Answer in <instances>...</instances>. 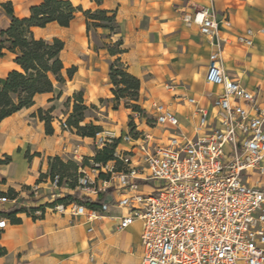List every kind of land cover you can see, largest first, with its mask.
Returning <instances> with one entry per match:
<instances>
[{"label":"built area","instance_id":"obj_1","mask_svg":"<svg viewBox=\"0 0 264 264\" xmlns=\"http://www.w3.org/2000/svg\"><path fill=\"white\" fill-rule=\"evenodd\" d=\"M182 22L197 26L215 47L201 90L183 91L171 79L165 89L175 108L150 100L133 112L126 130L102 127L90 144L94 152L111 147L106 161L63 147L78 168L75 190L91 205L56 197L61 176L54 172L43 186L0 194V229L8 221L3 209L13 207L37 219L47 210L83 217L90 232L109 216L117 229L139 225L140 264H264V97L223 66L227 38L220 34L230 27L227 18L198 6L184 12ZM256 33L264 28L247 27L235 41L249 48ZM59 126L70 128L66 121ZM46 196L44 203L26 202Z\"/></svg>","mask_w":264,"mask_h":264},{"label":"crops","instance_id":"obj_2","mask_svg":"<svg viewBox=\"0 0 264 264\" xmlns=\"http://www.w3.org/2000/svg\"><path fill=\"white\" fill-rule=\"evenodd\" d=\"M10 1L13 15L19 18L27 17L30 14L31 5L38 4L41 0H0V30L6 29L10 24V16L6 13L3 3ZM74 6H81L83 10L94 9L96 6L92 0H70ZM115 0H103L101 6L112 9ZM161 3L171 0H159ZM184 2V3H183ZM175 8H183L192 11L198 6H210L216 12V18L221 20L227 18L230 27L221 29L220 36L227 38L221 51L223 66L229 73L240 74L242 85L257 89L258 83L264 86V33H256L253 46L245 48L235 41V34L242 32L245 28L251 27L254 30L264 28V0H176L173 2ZM164 6L159 7V13L167 12ZM132 11V10H128ZM81 15L77 11L75 18L69 26H59L55 22L48 23L45 27L33 26L32 31L36 37H43L44 31L50 25H57L60 29L56 34L67 35L69 32L83 31ZM162 24L168 26L173 19H167ZM78 20V23H75ZM176 23V21H175ZM178 23V22H177ZM182 25H184L182 23ZM179 32V44L176 49L169 45L163 47L171 58L172 64L166 65L167 72H175L188 75V80H201L199 87L189 90L197 93L203 85V76L206 70L208 56L214 46L198 32L197 26H185ZM223 27V26H222ZM194 31L204 43H199L190 32ZM167 38V37H166ZM1 39V36H0ZM133 49L122 44L126 49L123 53L110 55L105 52L88 49V54L82 58L74 55H66L63 60L64 71L66 64L74 66L71 78L65 80L64 86L53 94L43 92L34 95L33 103L23 107L0 121V160L10 156L8 163H0V194L12 191H19L22 186L30 184L44 185V180L56 170L51 169L54 157H59L66 163L67 170L60 174L59 195L56 197L65 199H76L80 194L75 190V176L78 168L63 155V147L72 150L77 147V152L84 157H91L95 154L89 136H82L76 132L73 126L65 130L59 126L60 121H66L72 113L73 104L76 101L71 97L73 92L82 91V103L95 112L97 116L89 117V120L81 121L80 124L92 122L95 125L107 128H115L117 124L109 123L114 113L119 109H113L111 101L107 104L100 103L101 98H110L112 83L109 80L110 63L119 57L120 61L132 59L126 63L127 70L136 77L142 74L146 68L152 67L156 58L167 59L165 54H159L144 43L145 33H140ZM65 51V45L61 55ZM4 54L0 61H6L7 65L0 72L5 75L11 69H18L19 66L13 61L14 54L3 49ZM178 57V59H174ZM79 60V62L77 61ZM156 69L155 67H152ZM190 75H193L191 78ZM153 82H144L141 89L153 100L170 103L175 108L170 94L164 96H152V90L159 86L152 85ZM193 87L197 86L192 83ZM260 92L263 98L264 93ZM69 98V101L67 99ZM140 100L142 94H140ZM51 115L53 131L46 133L45 123L38 117V110ZM107 113V114H106ZM104 114V115H103ZM106 114V115H105ZM100 115L106 116L108 121H103ZM56 123V124H55ZM106 125V126H105ZM140 128L150 129L156 132V128H148L143 124ZM124 131V130H122ZM75 166V167H74ZM264 183V177L262 178ZM46 191V190H44ZM55 198V197H54ZM48 196L38 201L26 202L31 204L44 203ZM25 200V199H24ZM3 213L12 215L17 221L10 217L6 226L0 229V264H129L131 260L140 264L141 247L139 241V225L134 223L126 229H117L116 222L112 217L102 216L93 223V231H88L90 224L86 223L83 217L72 218L69 215H61L47 210L41 218H33L28 215L27 208L13 207L6 208ZM80 220L79 222H76ZM102 238H97V228ZM136 229L134 242L125 239V235L132 229ZM91 235L95 236L91 239ZM136 247L134 250L133 246ZM122 248V249H114ZM2 250V251H1ZM93 255L94 260H90ZM126 257V258H125Z\"/></svg>","mask_w":264,"mask_h":264},{"label":"trees","instance_id":"obj_3","mask_svg":"<svg viewBox=\"0 0 264 264\" xmlns=\"http://www.w3.org/2000/svg\"><path fill=\"white\" fill-rule=\"evenodd\" d=\"M92 1L96 7L83 10L81 6H74L70 0H41L38 4L31 5L29 16L23 18L13 15L10 1L3 3L6 13L10 16V24L6 29L0 30V56L4 54L3 49L8 50L14 54L13 61L19 68L11 69L0 76V121L19 109L31 105L35 94L52 91L55 82L60 85L65 83L64 64L61 58L64 41L57 36L36 37L32 31L33 26L45 27L48 23L55 22L59 26L66 27L75 18L76 12L82 11L85 15L86 33L89 32L90 26L108 29L112 34L119 32L116 11L102 7L103 0ZM111 33L107 34V37ZM122 44L123 40L120 37L115 41V46L106 43L104 48L110 55H116L126 51ZM75 70L74 66L65 68L68 78L72 77ZM108 75L112 83L111 93L115 99L125 97L131 101L138 100L140 80L120 64L119 57L110 63ZM75 93L77 98L66 122L69 126H73L78 134L91 137L102 127L92 122L80 124L83 120L82 111L87 106L82 103L81 92ZM133 107L137 111L140 110L138 104H133ZM38 117L44 121L46 133H51L53 131L51 115L40 109ZM111 150V147L102 148L95 151L92 157L97 161H106L111 157ZM9 161L10 156L7 155L0 160V163ZM68 162L74 163L71 160ZM51 169L61 174L68 168L66 163L56 156L51 163ZM76 199L91 205L83 197H76ZM5 215L12 221H17L12 215L8 213Z\"/></svg>","mask_w":264,"mask_h":264},{"label":"rangeland","instance_id":"obj_4","mask_svg":"<svg viewBox=\"0 0 264 264\" xmlns=\"http://www.w3.org/2000/svg\"><path fill=\"white\" fill-rule=\"evenodd\" d=\"M176 0L167 1L161 3L159 0H115L114 6L112 9L116 11V20L119 23V32L116 34H112L108 29H104L101 27L90 26L89 32L83 29V31H74L69 32L67 35L56 34L55 31H59L60 29L57 25L53 24L48 26L44 31H42V35L45 38H51L53 36H57L61 38L65 43V51L61 55L63 60H65L66 55H74L75 57L82 58L84 55L88 54V49H92L93 51L105 52L104 44L108 43L111 46H115V41L118 38H122L123 45L128 47V49H133L137 42H141V39H138L140 33H145L144 43L146 46L150 47L153 50V47H158L156 51L159 54H165L167 59L164 58H156L155 61L152 62L153 66L156 69L149 67L142 71V74L139 75V80L141 86L144 87V82L151 81L152 85L159 86L152 90V96H164L169 92L165 89V84L170 83L171 79L177 83H180L184 86L183 91L186 90H195L197 89L201 83V80H188V75H184L181 73V70H176L175 72H167L165 70V66L172 64L169 62L168 58H171L172 54H169L163 47H167L169 45L172 49H176L179 44L178 36L179 32L183 29H186L184 25H182V16L184 12H188L183 8H175L173 6V2ZM184 3V2H183ZM164 6L167 9V12L164 11L159 13V7ZM132 10V11H128ZM167 19L172 20L170 25L165 26L163 23L164 20ZM81 15L82 25L84 24L85 28V15ZM176 21V23H175ZM178 22V23H177ZM75 23H78V20H75ZM111 35L107 37L109 34ZM190 34L199 42L204 43L203 40L199 38V36L191 31ZM167 37V38H166ZM174 59H178V57H174ZM79 62V60H77ZM114 61V60H113ZM132 59H125L124 62L120 61V64L125 67L127 70V66L125 65L128 62H131ZM7 65L6 61H0V72ZM71 67L66 64V68ZM128 71V70H127ZM130 72V71H128ZM131 73V72H130ZM132 74V73H131ZM65 79H68L66 71H64ZM191 78L193 75H190ZM236 76L240 78V74L238 73ZM192 83L197 84V86L193 87ZM63 85L54 83L53 94L58 93L60 89H62ZM139 89V98L137 101H131L128 98L120 97L119 99H115L114 96H110V98H101L99 100L100 103L107 104L108 101H111V105L113 109H119L118 112L114 113L111 117V121L109 123L117 124V127L111 128L116 131H122L129 128L131 125V120L133 118V112L137 111L134 109L133 104H138L140 109L142 106L146 105L151 98H148V95L144 92V90ZM256 88L264 93V86L262 87L260 83ZM81 92L82 91H78ZM140 94H142V99L140 100ZM77 93L73 92L71 97L76 99ZM93 106L86 107L83 111V120H89V117L97 116L94 111ZM140 111V110H139ZM107 114V113H106ZM105 114V115H106ZM104 115V114H103ZM100 118L103 121H108L106 116L100 115ZM56 124V123H55ZM83 124H86L83 122ZM81 124V125H83ZM106 126V125H105ZM107 128V127H106ZM3 210H6L3 209ZM5 215L6 213H1ZM77 220L76 222H79ZM96 233L98 235L97 238L101 239L102 235L99 233L101 229L97 226ZM136 229L132 228L124 237L126 240L130 242H134L136 238ZM95 236L91 235V239H94ZM134 250L136 247L132 245ZM116 250L122 248H114ZM129 264H135L133 260L130 261Z\"/></svg>","mask_w":264,"mask_h":264},{"label":"bare ground","instance_id":"obj_5","mask_svg":"<svg viewBox=\"0 0 264 264\" xmlns=\"http://www.w3.org/2000/svg\"><path fill=\"white\" fill-rule=\"evenodd\" d=\"M126 258V257H125Z\"/></svg>","mask_w":264,"mask_h":264}]
</instances>
